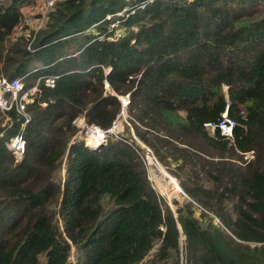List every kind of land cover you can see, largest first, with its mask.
Masks as SVG:
<instances>
[{
    "label": "trees",
    "instance_id": "obj_1",
    "mask_svg": "<svg viewBox=\"0 0 264 264\" xmlns=\"http://www.w3.org/2000/svg\"><path fill=\"white\" fill-rule=\"evenodd\" d=\"M27 1L0 0V76L58 77L28 105L21 160L6 140L23 116L0 122V264H264V0H59L34 40L12 39ZM110 90L176 162L175 209L127 129L72 142L77 117L107 128L121 112ZM228 102L233 136L210 132Z\"/></svg>",
    "mask_w": 264,
    "mask_h": 264
},
{
    "label": "built area",
    "instance_id": "obj_2",
    "mask_svg": "<svg viewBox=\"0 0 264 264\" xmlns=\"http://www.w3.org/2000/svg\"><path fill=\"white\" fill-rule=\"evenodd\" d=\"M35 2V5H28V2ZM59 0H28L21 6V16L19 21L14 27V31L11 35L12 39H16L20 35H32V40L36 37L37 33L43 29L50 18L51 12L55 9L56 3ZM154 0H142L141 4L138 6L143 8L146 4L152 2ZM131 8L135 7H124L121 10L107 13L105 18L112 19L115 16H121L123 14H127V11ZM134 12V9L131 11ZM120 19L117 18L113 23L112 27L120 26ZM121 30L120 28L116 31ZM119 36V34H117ZM115 35H110L109 38L113 39ZM28 48L32 49L31 43ZM36 70V69H35ZM33 70V71H35ZM110 70V69H109ZM108 70V71H109ZM32 71V72H33ZM31 72L25 73L23 76H16L13 78H8L6 76H0V110L2 112L1 117H5V122H9L8 126L12 125L13 119L9 115V110L14 108L18 113L23 116V120L21 121L20 128L14 135L10 136L8 140H6V146L12 152L16 160H21L24 156L27 140L24 135V130L27 123L32 119V113L28 109V105L31 103L39 102L42 106H47V100H43L42 98V86L44 83L46 86H55L56 78L58 75L55 74H42L38 76L36 79H27V76ZM32 82V83H30ZM30 83V84H29ZM106 86L109 84L106 81ZM10 95V97H8ZM121 101L124 107H127L130 104L131 97L130 93L123 95ZM229 105L227 104L226 110L222 113L221 118L217 122H206L205 125L215 132L217 129L220 132L227 136H233L234 127L237 123L236 119L229 115ZM120 116L118 115L113 121L112 124L107 127V129H100V126H90L86 123L83 127L84 132L81 131V134L78 132L75 136L72 137V142L76 140V136L80 138H89L92 141L85 140L86 145L90 147H96L98 144L105 143L106 138L104 136L116 135L119 134L124 127L123 120L127 116L124 113L123 118L120 120ZM5 125V123L3 124ZM95 135H98L95 137ZM108 135V136H109ZM93 138L97 139V141H93ZM95 143V144H94ZM144 156L147 158L148 164H155V156L153 153L145 151ZM247 156H252L251 153H248ZM150 161V162H149ZM218 220V218H216Z\"/></svg>",
    "mask_w": 264,
    "mask_h": 264
},
{
    "label": "rangeland",
    "instance_id": "obj_3",
    "mask_svg": "<svg viewBox=\"0 0 264 264\" xmlns=\"http://www.w3.org/2000/svg\"><path fill=\"white\" fill-rule=\"evenodd\" d=\"M28 5H35V2H28L27 3ZM126 7H128V6H126ZM117 28V30L120 28V29H122L123 28V26L122 25H120V26H118V27H116ZM109 70V68L107 69V71ZM225 89H227V87H225ZM110 91H112V90H110ZM113 93H116V92H114V91H112ZM117 94V93H116ZM123 95H125V94H117V96L119 97V98H121ZM8 97H10V95H8ZM121 100V99H120ZM122 102V101H121ZM131 102V101H130ZM129 106V105H128ZM128 106L127 107H124V105H123V103H122V110H121V112L118 114V115H122V116H120L119 118H120V120L123 118V115H124V113H126V117L124 118V120H123V123H124V127L122 128L123 130L118 134H116V135H107V136H104L105 138H106V140H105V144L108 142V140L110 139V138H113V139H119V138H122V135H124L125 133H126V129H127V131H128V133L130 134V137L132 138V140L136 143V145H137V147H138V150H139V154H140V156H141V158H142V160H143V163H144V165H145V167H146V169H147V172H148V178L150 179V181H151V184H152V186H153V188H155V190H157V192L160 194V195H162V196H165V198H166V200L168 201V203L170 204V206L173 208V209H175L176 208V204H174V202H173V199L174 198H176L178 201H179V203H183L184 201H185V199L188 197V196H186V193L184 192V190L181 188V185H180V183H179V179H178V177L176 176V174L174 173V171L176 170L175 169V166H176V162H173V163H171V162H169L168 161V164H165V163H163L162 161H161V159H160V157L158 156V154L156 153V151L154 150V148L150 145V144H148L147 143V141L145 140V139H143L138 133H137V130L135 129V127H134V125L131 123V121H130V118H129V115H128ZM0 112H1V110H0ZM2 113V112H1ZM75 124L80 128V130L78 131L80 134H81V131H83L84 132V125L86 124V123H88L87 121H86V119L84 118V117H82V116H79V117H77L75 120ZM0 122H2V125H3V123H6L5 122V117H1V114H0ZM90 126H96V127H98L99 125H97V124H94V123H88ZM137 124H138V126L140 127V129L142 130V131H147V126L145 125V124H143V123H141V122H139V121H137ZM100 129H107V128H103V127H101L100 126ZM210 132H212V130H210V129H208ZM98 135H95V137H97ZM81 139H84V141L85 140H87V141H90V143H88V144H91L92 143V141L91 140H89V138H86V137H84V138H81ZM93 141H97V139H95V138H93ZM86 144V143H85ZM88 144H87V146H88ZM99 145V144H98ZM90 147V146H89ZM145 151H148V152H151V153H153L154 154V156H155V164H157L158 165V163H160L167 171H165V172H169L170 173V175L173 177H175L176 179H177V185H178V187H179V190H177V189H175V190H170V191H165V190H163L162 188H161V186L159 185V183H158V181H157V178L155 177V175L153 176V168L151 167L153 164H151V166L148 164V162H147V158H146V156H144L145 154H144V152ZM150 162V161H149ZM63 173H65L64 171H63ZM168 173V174H169ZM173 182V181H172ZM200 210L202 211V209L198 206H196V211H197V213H200ZM70 258H71V260H72V263H75V260H76V254H75V250H74V248H73V251H72V253H71V256H70Z\"/></svg>",
    "mask_w": 264,
    "mask_h": 264
},
{
    "label": "bare ground",
    "instance_id": "obj_4",
    "mask_svg": "<svg viewBox=\"0 0 264 264\" xmlns=\"http://www.w3.org/2000/svg\"><path fill=\"white\" fill-rule=\"evenodd\" d=\"M151 167L153 168V176L155 175L159 185L163 190L165 191H170L175 189L179 190V187L177 185L178 181L174 176L172 177L170 174L165 172L159 164L158 165L154 164Z\"/></svg>",
    "mask_w": 264,
    "mask_h": 264
},
{
    "label": "water",
    "instance_id": "obj_5",
    "mask_svg": "<svg viewBox=\"0 0 264 264\" xmlns=\"http://www.w3.org/2000/svg\"><path fill=\"white\" fill-rule=\"evenodd\" d=\"M103 144H104V143H101V144L97 145L96 147H91V148H93V149H100V148L102 147ZM181 188H182V187H181Z\"/></svg>",
    "mask_w": 264,
    "mask_h": 264
}]
</instances>
